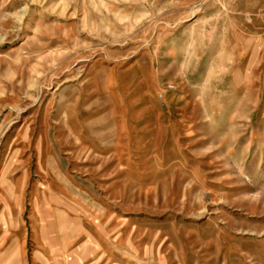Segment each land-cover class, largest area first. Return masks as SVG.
I'll list each match as a JSON object with an SVG mask.
<instances>
[{"label":"rangeland","instance_id":"374dc122","mask_svg":"<svg viewBox=\"0 0 264 264\" xmlns=\"http://www.w3.org/2000/svg\"><path fill=\"white\" fill-rule=\"evenodd\" d=\"M0 264H264V0H0Z\"/></svg>","mask_w":264,"mask_h":264}]
</instances>
